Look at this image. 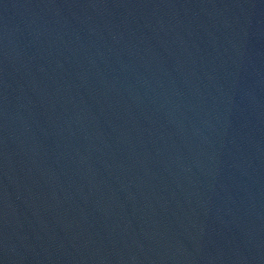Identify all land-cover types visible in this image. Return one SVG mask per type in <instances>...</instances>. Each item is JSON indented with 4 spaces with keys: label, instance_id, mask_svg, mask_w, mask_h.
Returning a JSON list of instances; mask_svg holds the SVG:
<instances>
[{
    "label": "water",
    "instance_id": "95a60500",
    "mask_svg": "<svg viewBox=\"0 0 264 264\" xmlns=\"http://www.w3.org/2000/svg\"><path fill=\"white\" fill-rule=\"evenodd\" d=\"M0 264H264V0H0Z\"/></svg>",
    "mask_w": 264,
    "mask_h": 264
}]
</instances>
